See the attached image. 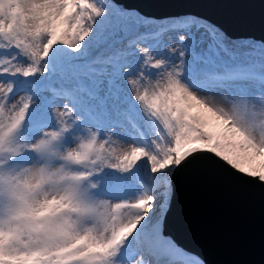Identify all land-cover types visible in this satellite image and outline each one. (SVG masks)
<instances>
[{
  "label": "snow or ice",
  "instance_id": "1",
  "mask_svg": "<svg viewBox=\"0 0 264 264\" xmlns=\"http://www.w3.org/2000/svg\"><path fill=\"white\" fill-rule=\"evenodd\" d=\"M186 170L264 191V35L0 0V264H207L166 227Z\"/></svg>",
  "mask_w": 264,
  "mask_h": 264
},
{
  "label": "water",
  "instance_id": "2",
  "mask_svg": "<svg viewBox=\"0 0 264 264\" xmlns=\"http://www.w3.org/2000/svg\"><path fill=\"white\" fill-rule=\"evenodd\" d=\"M123 2L155 17L193 12L232 35H264V0ZM166 227L207 264H264V191L249 181L217 172H181Z\"/></svg>",
  "mask_w": 264,
  "mask_h": 264
},
{
  "label": "rangeland",
  "instance_id": "3",
  "mask_svg": "<svg viewBox=\"0 0 264 264\" xmlns=\"http://www.w3.org/2000/svg\"><path fill=\"white\" fill-rule=\"evenodd\" d=\"M170 206V205H169ZM168 209H169V207H168Z\"/></svg>",
  "mask_w": 264,
  "mask_h": 264
}]
</instances>
